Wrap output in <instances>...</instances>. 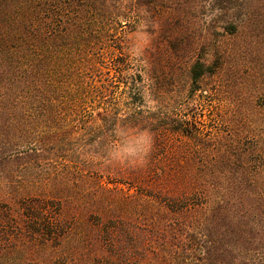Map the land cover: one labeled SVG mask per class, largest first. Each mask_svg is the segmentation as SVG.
<instances>
[{"label": "trees", "instance_id": "obj_1", "mask_svg": "<svg viewBox=\"0 0 264 264\" xmlns=\"http://www.w3.org/2000/svg\"><path fill=\"white\" fill-rule=\"evenodd\" d=\"M161 1L0 0V264H264V105L254 120L215 112L224 128L204 131L189 100L224 69L264 72V0H205L183 106L117 31ZM164 1L185 18L198 5ZM105 68L128 90L124 112L102 94ZM145 130V164L112 160L119 133Z\"/></svg>", "mask_w": 264, "mask_h": 264}, {"label": "rangeland", "instance_id": "obj_2", "mask_svg": "<svg viewBox=\"0 0 264 264\" xmlns=\"http://www.w3.org/2000/svg\"><path fill=\"white\" fill-rule=\"evenodd\" d=\"M205 2V0H198L197 6L191 5L190 15L185 18L181 10L175 13L168 9L169 3L162 0L161 9L149 6L144 7L139 15H137L138 12L129 13L130 21L127 25H123L122 29H117L119 34L122 33V30L125 31L127 50L134 57L145 58L146 68L157 76L158 85L160 84L164 90H169L168 93L172 92L176 103L180 104L179 106L187 103L184 87L185 73L189 63L202 56L203 53L206 54L207 51L202 45L208 39L207 27L209 25V18L205 15L207 10ZM124 4L129 6L125 1ZM188 7L187 5L186 8ZM183 23H185L184 26ZM177 26L184 34L182 37L187 38L189 42V44L185 43L184 50L179 55L172 53L167 44L171 30L176 31ZM120 35L122 36V34ZM111 63L108 60L102 61L104 67L112 66ZM233 73L235 72H231L230 69L222 70L212 79L206 80L212 84L210 91H198L194 98L189 99L191 104H194H192L194 110L191 113L195 116L196 124L200 129L210 130L215 125L224 128L215 116V112L222 115L229 112L234 113V110L240 108L245 114L246 109H250L249 118L254 120L258 117L254 109L258 105H264V91H259V83L264 82V72L261 69L243 66L238 75L234 76ZM252 76H255L256 79ZM104 77L109 80L111 87L106 93L103 91V96L107 102L118 106V109L124 112V108L128 104L123 99L128 94V90L121 86L113 71L105 68ZM167 96L168 94L163 97L165 101H168ZM145 101L146 106H153V101L147 95ZM262 115L264 117V111ZM235 116L237 119L240 117L239 115ZM249 126L248 130L251 133L258 132L256 123L250 122ZM257 126H259V122H257ZM133 156L130 154L128 159Z\"/></svg>", "mask_w": 264, "mask_h": 264}, {"label": "clouds", "instance_id": "obj_3", "mask_svg": "<svg viewBox=\"0 0 264 264\" xmlns=\"http://www.w3.org/2000/svg\"><path fill=\"white\" fill-rule=\"evenodd\" d=\"M123 139L119 145H113L110 155L112 160L124 163L128 159L129 155H134L135 159L128 162L129 165L135 167L137 165L142 166L146 163V157L151 150L152 138L148 131H142L134 139H129V137L124 133H119Z\"/></svg>", "mask_w": 264, "mask_h": 264}]
</instances>
